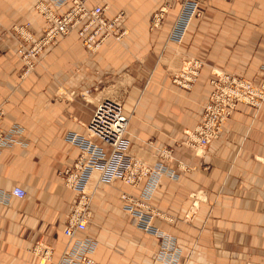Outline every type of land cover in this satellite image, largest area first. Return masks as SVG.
Listing matches in <instances>:
<instances>
[{
    "label": "crops",
    "instance_id": "1",
    "mask_svg": "<svg viewBox=\"0 0 264 264\" xmlns=\"http://www.w3.org/2000/svg\"><path fill=\"white\" fill-rule=\"evenodd\" d=\"M41 1L0 0L1 127L19 124L26 136L0 155V264H38L30 253L38 242L53 248L55 263L63 256V231L78 195L64 186L61 172L80 153L66 137L87 133L103 90L122 77L119 87L132 82L138 90L131 102L139 93L127 139L146 161L163 163L178 179L164 177L147 201L141 199L146 183L97 186L92 223L78 236L95 242L96 262L158 264L160 241L124 209L126 193L145 203L153 225L176 240L184 263L264 264V102L239 105L203 155L186 144L212 95L214 72L261 83L264 0H200L181 34L184 0H88L91 9L105 7L109 21L120 14L123 20L111 35L98 37L95 52L75 32L26 73L15 28L30 25L35 37L43 34L48 25L35 9ZM177 53L181 65L189 59L203 64L191 89L177 85L162 64ZM16 187L27 197H13Z\"/></svg>",
    "mask_w": 264,
    "mask_h": 264
},
{
    "label": "built area",
    "instance_id": "2",
    "mask_svg": "<svg viewBox=\"0 0 264 264\" xmlns=\"http://www.w3.org/2000/svg\"><path fill=\"white\" fill-rule=\"evenodd\" d=\"M200 0H184L182 18L189 24L197 13ZM69 3V0H46L36 4V11L42 16L48 28L40 37L30 31V25L19 26L15 32L20 38L19 55L22 58L26 73L32 71L39 63L46 50L57 45L62 39L77 32L83 46L95 52L100 47L98 37L106 32L111 35L114 27L124 16L118 15L113 20L105 18V7H88V0H73L71 8L62 15L57 13ZM165 11L161 13L164 14ZM161 19V18H160ZM184 26L178 28L183 32ZM203 64L199 60L185 61L180 74L174 82L186 89H191L197 82ZM213 92L204 108L202 120L195 130L187 133L186 144L192 147L197 155H203L208 148L218 141L228 122L233 118L239 105L260 107L264 102V68L261 71V83L239 78L223 72H214ZM6 117V110L0 105V155L21 145L25 129L13 124L7 129L1 127ZM130 119L124 107L111 100L100 101L87 126L84 135L71 132L66 141L79 148V156L72 168L61 172L64 186L78 195L77 202L64 228L68 238L67 249L58 262H54V250L51 246L38 242L31 253L38 259V264H98L93 258L95 242L90 238L79 239L84 234L94 217L93 199L95 190L100 184L113 185L121 181L127 186L138 188L143 183L142 201H147L158 189L164 177L178 179L177 174L163 163H150L134 151L130 140L126 138ZM167 151V157L171 158ZM162 155L166 156L165 153ZM12 195L18 199L27 197V192L16 187ZM125 201L124 209L138 219V226L144 232L158 238L160 250L155 256L158 264H188L182 261V253L176 240L160 231L153 225V214L146 205L126 193L121 196ZM139 208V209H138ZM141 209V210H140Z\"/></svg>",
    "mask_w": 264,
    "mask_h": 264
},
{
    "label": "rangeland",
    "instance_id": "3",
    "mask_svg": "<svg viewBox=\"0 0 264 264\" xmlns=\"http://www.w3.org/2000/svg\"><path fill=\"white\" fill-rule=\"evenodd\" d=\"M177 56L179 58L176 60H173V59L172 60H166L165 59L162 61V64L167 66V68L169 69V71L172 73L173 76L180 74V71L184 68V65L183 64L181 65L180 54L177 53ZM166 61H167V63H166ZM128 78L131 79L130 77H127V79ZM117 80H124V77H122L120 79L117 78L115 81L108 84L109 88L103 90L104 92H103V95L101 96L100 100L101 101L111 100V101L120 103L124 107L126 115L129 117L130 122H131V119L133 116V111L135 110V108L139 102V93L137 92L138 97L136 98V100L134 102H131L130 97H131L132 93L134 92V90H136V86H134L133 83L131 82L130 85H125V86L119 87L117 85ZM141 80H143V79H141ZM136 91H138V90H136ZM129 126H130V124H129ZM128 129H129V127H128ZM225 130L226 129H224V131ZM126 138H127V134H126ZM63 184H64V182H63ZM31 250H30V253H31Z\"/></svg>",
    "mask_w": 264,
    "mask_h": 264
},
{
    "label": "bare ground",
    "instance_id": "4",
    "mask_svg": "<svg viewBox=\"0 0 264 264\" xmlns=\"http://www.w3.org/2000/svg\"><path fill=\"white\" fill-rule=\"evenodd\" d=\"M186 16L187 15H184V17L183 18H186ZM182 21V20H181ZM185 24H186V20L184 21V24H183V26H185ZM181 25V22H180V24H179V26ZM183 26H180V27H183ZM166 63H167V61H166Z\"/></svg>",
    "mask_w": 264,
    "mask_h": 264
}]
</instances>
